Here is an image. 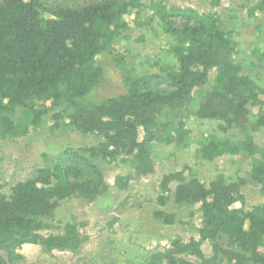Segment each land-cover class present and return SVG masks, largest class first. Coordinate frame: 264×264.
Listing matches in <instances>:
<instances>
[{
    "label": "trees",
    "instance_id": "16d2710c",
    "mask_svg": "<svg viewBox=\"0 0 264 264\" xmlns=\"http://www.w3.org/2000/svg\"><path fill=\"white\" fill-rule=\"evenodd\" d=\"M164 2L99 3L42 19L39 0H0V137L22 135L51 113L54 123L67 119L74 130L102 139L94 145L65 147L51 164L11 186L8 196L0 193V264L19 258L16 249L23 244L37 245L47 253L79 247L87 237L76 223L68 222L62 234L43 236L39 233L46 228L43 217L51 216L58 203L72 195L92 200L107 191L94 159L111 162L118 155L133 156L132 174L116 176L114 184L151 173L150 147L158 140L152 127L157 114L205 84L210 68L215 70L213 83L203 94L196 117L216 119L219 130L237 127L244 135L238 141L217 135L206 138L200 145L201 157L257 155L251 177L258 182L264 179V147L249 133L264 128V110L258 111L249 129L246 126L247 105L261 106L264 89L234 62L236 43L215 16L167 8ZM130 8L135 9L137 26H151L149 18H140V11L147 8L159 19L162 30L174 37L169 51L177 67L164 65L158 73L130 75L125 93L84 105L79 99L102 79L95 56L106 42L127 30L122 16ZM247 10L250 16L264 10V0ZM18 109L14 122L12 115ZM139 128L144 133L142 140L137 138ZM185 132L179 121L175 137H167L166 142L181 139ZM174 181L175 203H200L199 237L184 243L172 241L168 248L152 253L148 264H193L179 255L189 252L202 258L203 240L211 241L213 251L234 264H264V204L244 208L241 183L226 181L222 175L205 186L196 178L185 181L182 170L169 172L163 175L161 187L167 189ZM236 202L241 205L233 207ZM152 216L164 224L174 221L173 214L162 210H154ZM221 237L224 248L218 242Z\"/></svg>",
    "mask_w": 264,
    "mask_h": 264
},
{
    "label": "rangeland",
    "instance_id": "374dc122",
    "mask_svg": "<svg viewBox=\"0 0 264 264\" xmlns=\"http://www.w3.org/2000/svg\"><path fill=\"white\" fill-rule=\"evenodd\" d=\"M144 5L156 0H140ZM122 0H39L38 11L42 19L54 18L64 10H82L99 3H118ZM257 0H165L167 8L193 11L202 17L215 16L219 27L236 43L232 58L242 70L264 89V10L250 16L248 7ZM122 18L127 30L106 42L105 49L95 56L102 69V79L91 86L79 99L84 105H93L125 93L127 77L146 73H158L164 65L177 67L175 57L169 51L174 37L161 28L159 19L147 8L140 11V18L151 20V26L135 24V9H129ZM215 70L210 68L205 84L195 87L189 97L164 106L157 114L152 132L157 139L151 144L150 157L153 171L145 176L134 177L123 184H114L118 175L133 172V156L118 155L113 161L94 159L103 179L108 184L106 192L92 200L85 196L72 195L62 200L51 216L43 217L46 228L39 231L47 234H62L64 226L76 223L87 239L71 250H52L47 253L34 244H23L16 249L17 259L6 264H148L152 253L162 251L174 240L187 242L198 239L201 227L200 203L186 205L175 203L172 192L176 182L167 189L161 187L164 174L182 170L184 180L196 178L205 186L217 175L226 181L240 182L244 197L243 207L264 204V179L251 177V165L257 155L245 153L223 154L212 160L201 157V143L213 135L240 140L244 132L237 127L226 131L218 129L216 119H201L195 111L203 94L211 89ZM264 99V96L261 95ZM246 126L249 129L264 102L247 105ZM20 110L12 115L14 122ZM51 113L43 116L37 127L29 128L22 135L0 137V193L10 194L16 182L31 177L36 169L49 165L55 156L67 146L81 147L97 144L102 139L95 134H81L63 119L54 123ZM184 125L181 139L167 143V137H175L178 123ZM166 124V126H163ZM254 142L264 147V128L249 131ZM144 133L137 131L138 140ZM241 204L236 202L233 207ZM154 210L173 214L174 221L164 224L153 218ZM219 245L225 247V238ZM212 242L200 243L202 258L185 252L179 256L193 264H234L221 253L214 252Z\"/></svg>",
    "mask_w": 264,
    "mask_h": 264
}]
</instances>
